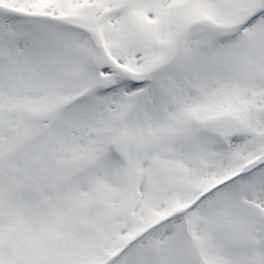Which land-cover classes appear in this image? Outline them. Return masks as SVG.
I'll return each instance as SVG.
<instances>
[{"label":"snow or ice","instance_id":"obj_1","mask_svg":"<svg viewBox=\"0 0 264 264\" xmlns=\"http://www.w3.org/2000/svg\"><path fill=\"white\" fill-rule=\"evenodd\" d=\"M0 264H264V0H0Z\"/></svg>","mask_w":264,"mask_h":264}]
</instances>
